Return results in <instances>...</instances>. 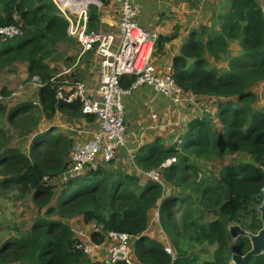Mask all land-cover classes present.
Returning <instances> with one entry per match:
<instances>
[{"label":"trees","instance_id":"1","mask_svg":"<svg viewBox=\"0 0 264 264\" xmlns=\"http://www.w3.org/2000/svg\"><path fill=\"white\" fill-rule=\"evenodd\" d=\"M98 1L103 6L109 2ZM184 1L193 7L200 2ZM227 2L226 10L213 13L210 26L202 25L187 37L172 72L185 92L216 99L215 115L207 112L191 120L180 144L166 147L157 138L134 157L144 171L176 158V163L161 170L172 189L166 194L150 179L141 185L137 176L103 167L62 187L51 183L67 169L74 145L63 134L55 135L53 128L39 131V120H51L66 110L89 115L81 113L78 103L56 100L55 87L49 83L56 70L47 60L63 44L81 48L68 35L69 23L52 0H0V28L20 23L23 30L16 39L0 38V75L10 73L16 63H25L29 78L38 76L45 84L39 92V112L30 102L8 113V122L20 135L17 143L3 123L7 109L0 103V203L10 198L15 207L20 202L33 207L29 215L14 220L13 214L0 221L1 237L7 236L0 243V264H107L91 261L75 248L80 240L69 222L80 217L98 225L91 235L95 243L104 242L111 231L136 237L132 254L140 264H231L234 253L250 251V239L234 240L229 227L239 225L254 234L262 229L264 110L257 106L254 89L264 83V8L259 0ZM99 14L97 6L90 7L89 31L99 26ZM163 43L160 37L156 47L161 50ZM232 44L240 47L237 56L231 55ZM129 80L131 85L134 79ZM0 94L6 97V88ZM228 156L231 160L225 165ZM214 159L222 162L214 179L200 175L193 180L188 170L194 167L196 176L203 169L204 175L210 174L204 164ZM199 163L203 169L196 167ZM187 188H195L199 197L187 193ZM188 200L198 202L197 210H186L177 219L175 207ZM159 205L160 228L169 238L174 257L165 252L160 238L147 235ZM209 247L214 248L211 257ZM249 264H264V254Z\"/></svg>","mask_w":264,"mask_h":264},{"label":"crops","instance_id":"2","mask_svg":"<svg viewBox=\"0 0 264 264\" xmlns=\"http://www.w3.org/2000/svg\"><path fill=\"white\" fill-rule=\"evenodd\" d=\"M222 2L221 0H202L196 7H193L184 0L134 1V5L139 10L138 24L147 30L156 32L158 39L160 37L164 39L163 48L160 50L156 47L154 54L153 65L157 74L163 76L173 72L174 58L179 54L187 37L202 25L210 26L211 21L209 19H212L214 11L219 8L217 5H221ZM259 3L264 8V2ZM118 12L119 3L116 0H109L107 5H102L99 8L100 23L95 32H117ZM234 45L236 44H232V47ZM236 48V52L231 48L232 56L238 55L240 47L236 45ZM99 63L98 56L93 52L80 56L78 45L75 44L73 46L72 43L57 47V52L47 60V64L56 70L52 78L59 86H63L66 94L74 93V84L79 81L84 84L88 96L95 100L99 99L97 94L100 84ZM129 79L131 77L125 76L121 80V88L125 91L122 96V102L127 124L126 138L125 146L119 149L116 154L113 171L114 173L122 172L127 175L137 176L140 179V184L145 185L148 180L136 173L138 166L133 161V157L140 149L143 146L153 144L157 138H161L166 147L179 144L181 141L180 137L186 132L188 123L197 117H202L207 112L215 115L217 104L215 103L216 99H212L209 96H196L186 92L185 100L180 104L174 105L168 97L156 92L150 85L131 90L132 84L128 85ZM56 83H53L54 87L57 85ZM21 85L26 87L24 99H8L3 103L7 109V113L3 117V123H5L7 130L10 131L11 129L12 132L10 131V133L15 138L13 143H17L20 137L18 134L14 135L15 129L11 127L6 116H8L11 109L30 102L33 103V100L38 99L42 87L31 85L28 65L25 63H16L10 73L0 75V91L6 88L8 93L6 97L17 91ZM254 90L258 94L257 106L263 110L264 108L260 103L264 101V83ZM36 107H39L36 112H39L42 108L41 105ZM51 128L55 129V135L63 134L72 142V145H75L93 141L99 134L101 127L99 119L96 117H81L76 115L75 112L66 110L57 112L51 120H46L44 117L39 120V131L43 133ZM29 138L31 139L32 137L30 136ZM30 139L27 140L24 146L25 152L29 150ZM166 186L169 189V192H166L168 194L172 189L170 184H166ZM19 206L20 208L21 206H27L26 213L21 211L23 215H29L30 210L33 208L28 202H20ZM69 223L75 236L80 241L85 244L92 242L91 235L98 230L96 223H87L81 218L79 220H71ZM147 235L150 237L156 235L161 240L162 230L158 222L153 221L150 224ZM103 243H107V241L105 240ZM106 257L107 251L106 246H104L95 252L90 259L91 261L102 262Z\"/></svg>","mask_w":264,"mask_h":264},{"label":"built area","instance_id":"3","mask_svg":"<svg viewBox=\"0 0 264 264\" xmlns=\"http://www.w3.org/2000/svg\"><path fill=\"white\" fill-rule=\"evenodd\" d=\"M52 1L61 15L68 21L67 33L79 44L80 56L93 52L100 60L98 100L88 96L82 82L77 81L74 84L75 91L72 94H66L63 86H59L53 78L49 82L50 84H57L55 97L58 102L66 104L78 102L81 113L99 119L101 127L99 134L93 141L77 143L72 147L67 169L55 180V183L62 187L70 181L82 178L91 171H98L100 167L109 172H114L116 154L119 149L125 146L126 138L125 109L122 102L125 91L121 88L123 77L129 76L134 79L131 90L150 85L156 92L168 97L174 105L185 100L186 92L178 86L172 72L163 76L157 74L153 59L158 34L138 24L139 10L134 5L136 0H116L119 3V20L117 32L112 33L89 31L88 12L89 6L94 4V0ZM95 4L98 8L102 7L100 2ZM22 35L23 30L20 23L0 28V38L4 41L16 39ZM31 85L45 86L38 76L31 79ZM25 92L26 87L21 85L9 97L0 94V103H4L8 99H24ZM39 98L32 101L34 107L41 105ZM176 162V158L172 157L167 159L158 169L144 171L137 167L136 173L160 184L166 193L169 192V189L161 170ZM261 169L264 173V164ZM52 182L53 180H51ZM162 201L163 199L159 203L161 204ZM159 219L160 205L153 212V221L159 222ZM135 239L137 238L128 233L111 231L106 232L105 240L107 243L98 244L92 241L85 244L79 242L75 248L91 258L95 252L106 246L107 257L102 261L103 263L140 264L132 254V244ZM161 241L165 252L174 257L172 245L163 231Z\"/></svg>","mask_w":264,"mask_h":264},{"label":"rangeland","instance_id":"4","mask_svg":"<svg viewBox=\"0 0 264 264\" xmlns=\"http://www.w3.org/2000/svg\"><path fill=\"white\" fill-rule=\"evenodd\" d=\"M200 1H202V0H200ZM223 1V2H222ZM221 2H222V4L221 5H217V7H219L214 13H216V12H218L219 10H226L227 9V0H221ZM259 2H264V0H259ZM96 6V4L94 3V4H91L90 6H89V9H90V7L91 6ZM206 20V19H205ZM209 21H212V20H210L209 19ZM231 48L233 49V51H235L236 52V45H234L233 47L231 46ZM234 52V53H235ZM231 55H232V53H231ZM235 55V54H234ZM66 67H69V66H66ZM23 100V99H22ZM259 102H260V99H259ZM259 102H258V104H259ZM260 105L264 108V101L263 102H261L260 103ZM264 110V109H263ZM6 118H7V116H6ZM7 121V120H6ZM126 126H127V124H126ZM11 127H13L12 125H11ZM10 131H11V129H10ZM12 132V131H11ZM16 134H18L17 132L15 133V131H14V135H16ZM11 136H13L12 134H11ZM18 136H20L19 134H18ZM15 139V138H14ZM244 159L246 158V157H243ZM220 159H214V160H212L213 162H210V163H207V164H204V166L205 167H207L208 168V171L210 172V174H206V175H204V172H205V170L202 168V164L201 163H199V165L200 166H196L198 169H200V168H202L203 169V171L204 172H200L199 174H197V176L196 175H194V174H196L195 173V171H194V167H192L191 169H189L188 170V173L189 174H192V177H193V180H195L196 179V177H197V179L199 180V177H200V175H202V177L204 178V180L205 179H207V180H213L214 179V173H216V170L220 167V165L222 164V162H220L219 161ZM231 160V158L228 156V158H226V159H224L223 160V164H229V161ZM195 161V160H194ZM193 165L195 166L196 164L195 163H193ZM185 190H187V193H189V192H191L193 195H194V197H199V193L197 192V191H195V188H187V189H185ZM182 194H184V192L182 191L181 192ZM198 202H195V201H193V200H188L187 201V203H185L184 205H177L176 207H175V212L176 213H174L175 215H176V218L177 219H179L180 217H181V215L183 214V213H185L186 212V210H190V211H196L197 210V208H198ZM26 209H27V206H21V208H20V206H17V207H15L13 204H12V202H11V199L9 198V199H6V201L5 202H3V203H0V221L1 220H3L4 218H8V217H11L13 214H16V216L14 217V220H17L19 217H20V215H21V211L23 212V213H26ZM260 214V213H259ZM24 216H26V215H24ZM197 217H198V215H197ZM24 218V217H23ZM81 219H83V217H80ZM175 219V218H174ZM156 221V220H155ZM95 223V222H94ZM173 223V220L171 221V224ZM158 224H159V222H158ZM160 225V224H159ZM161 229V228H160ZM4 231H0V243L1 242H3L6 238H7V236H5V237H1V235H2V233H3ZM74 232V231H73ZM75 238H77V237H75ZM82 241H80V243H81ZM213 250H214V248L213 247H209V254H208V257H211V254H212V252H213ZM231 264H233L232 263V261H231Z\"/></svg>","mask_w":264,"mask_h":264},{"label":"water","instance_id":"5","mask_svg":"<svg viewBox=\"0 0 264 264\" xmlns=\"http://www.w3.org/2000/svg\"><path fill=\"white\" fill-rule=\"evenodd\" d=\"M98 0H94V3H98ZM260 219L262 222V229L257 233H250L242 229L239 225H231L229 227V233L231 238L238 239L241 236H246L250 239L251 249L245 255L234 253L232 255L233 264H249L253 257L264 254V201L259 207Z\"/></svg>","mask_w":264,"mask_h":264},{"label":"clouds","instance_id":"6","mask_svg":"<svg viewBox=\"0 0 264 264\" xmlns=\"http://www.w3.org/2000/svg\"><path fill=\"white\" fill-rule=\"evenodd\" d=\"M89 13V12H88ZM89 16V15H88ZM91 53V52H90ZM169 194V193H168Z\"/></svg>","mask_w":264,"mask_h":264}]
</instances>
